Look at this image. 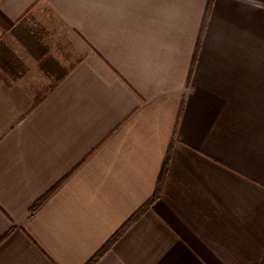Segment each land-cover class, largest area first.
<instances>
[{
	"label": "crops",
	"instance_id": "1",
	"mask_svg": "<svg viewBox=\"0 0 264 264\" xmlns=\"http://www.w3.org/2000/svg\"><path fill=\"white\" fill-rule=\"evenodd\" d=\"M169 151L94 264H261L264 0H0V264H89Z\"/></svg>",
	"mask_w": 264,
	"mask_h": 264
},
{
	"label": "trees",
	"instance_id": "2",
	"mask_svg": "<svg viewBox=\"0 0 264 264\" xmlns=\"http://www.w3.org/2000/svg\"><path fill=\"white\" fill-rule=\"evenodd\" d=\"M211 7H212V3L208 2L207 8H206V12H205V16H204V20H203V25H202V28H201V34L199 35V42L197 44V48L196 49L199 48L200 40L202 38L204 27H205V22H206V20H207V18L209 16ZM196 54H195V58H196ZM169 153H170V151L167 153V157L165 158L163 167H162L161 172L159 174L156 190H155V193H154L153 197L148 201V203L146 205H144L139 211H137V213H135L133 215V217L129 221H127L125 225H123V227H121V229L94 256V258L89 262V264H94L107 250H109L110 247L115 243V241H117V239L125 232V230H127V228L131 225V223L136 218H138L142 213H144V211L146 210V208L148 206H150L155 200H157L159 198V194L161 193V191L163 189L164 179H165V176H166V171H167V166H168V161H169ZM261 264H264V257H263V260H262Z\"/></svg>",
	"mask_w": 264,
	"mask_h": 264
}]
</instances>
